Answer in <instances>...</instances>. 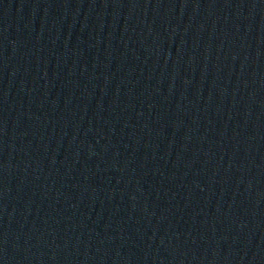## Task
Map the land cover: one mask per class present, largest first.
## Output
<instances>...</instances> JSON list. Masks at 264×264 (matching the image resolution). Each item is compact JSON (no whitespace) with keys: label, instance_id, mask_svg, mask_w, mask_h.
<instances>
[{"label":"water","instance_id":"95a60500","mask_svg":"<svg viewBox=\"0 0 264 264\" xmlns=\"http://www.w3.org/2000/svg\"><path fill=\"white\" fill-rule=\"evenodd\" d=\"M0 264H264V0H0Z\"/></svg>","mask_w":264,"mask_h":264}]
</instances>
